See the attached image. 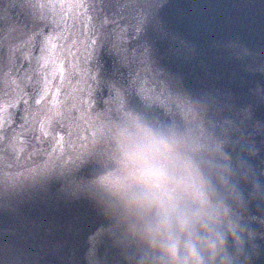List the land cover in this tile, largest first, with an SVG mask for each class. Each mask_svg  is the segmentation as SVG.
Returning a JSON list of instances; mask_svg holds the SVG:
<instances>
[{"label":"water","instance_id":"95a60500","mask_svg":"<svg viewBox=\"0 0 264 264\" xmlns=\"http://www.w3.org/2000/svg\"><path fill=\"white\" fill-rule=\"evenodd\" d=\"M189 97L254 142L264 181V0H0V264H124L85 193L94 147Z\"/></svg>","mask_w":264,"mask_h":264},{"label":"clouds","instance_id":"9594fccd","mask_svg":"<svg viewBox=\"0 0 264 264\" xmlns=\"http://www.w3.org/2000/svg\"><path fill=\"white\" fill-rule=\"evenodd\" d=\"M216 110L209 97H189L188 111L169 123L131 111L94 147L85 193L124 264H253L259 256L258 151Z\"/></svg>","mask_w":264,"mask_h":264}]
</instances>
